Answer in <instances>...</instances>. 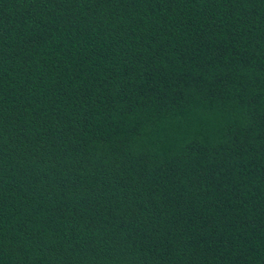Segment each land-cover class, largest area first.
<instances>
[{
	"label": "trees",
	"instance_id": "16d2710c",
	"mask_svg": "<svg viewBox=\"0 0 264 264\" xmlns=\"http://www.w3.org/2000/svg\"><path fill=\"white\" fill-rule=\"evenodd\" d=\"M0 264H264V0H0Z\"/></svg>",
	"mask_w": 264,
	"mask_h": 264
}]
</instances>
